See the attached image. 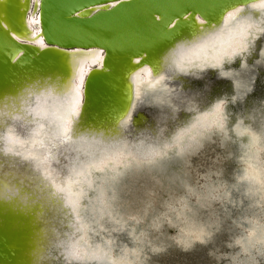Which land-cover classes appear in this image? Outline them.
<instances>
[{
    "label": "clouds",
    "instance_id": "obj_1",
    "mask_svg": "<svg viewBox=\"0 0 264 264\" xmlns=\"http://www.w3.org/2000/svg\"><path fill=\"white\" fill-rule=\"evenodd\" d=\"M258 41L264 0H243L175 40L140 70L149 80L133 73L130 100L103 122L82 118L78 79L0 115V206L31 217V264H152L197 248L214 264H264V98L249 101ZM210 72L233 91L185 87Z\"/></svg>",
    "mask_w": 264,
    "mask_h": 264
},
{
    "label": "water",
    "instance_id": "obj_2",
    "mask_svg": "<svg viewBox=\"0 0 264 264\" xmlns=\"http://www.w3.org/2000/svg\"><path fill=\"white\" fill-rule=\"evenodd\" d=\"M11 1L12 8L14 5L23 9L27 7L28 0H1L0 9L5 10ZM217 1L221 7L225 5L221 2L227 0H115V3L106 7L102 4L110 2L109 0H37L35 14L39 16L38 36L40 35L46 47L33 55L36 46L17 39L12 32L4 29L3 24L0 25V84L6 83L12 76L24 75L28 78L27 68L34 71L45 67L56 70V67L52 69L51 64L58 62L62 53L56 47L67 51L100 45L104 49L103 53L105 52L103 69H96L94 66L95 70L85 76L83 82L86 112L98 117L102 105L108 100L103 97L119 94L120 87L124 86L117 71V62H120L116 58L119 52H138L150 48L158 33L166 31L168 23L193 9H198L202 15L212 13L218 6L214 7ZM99 4L101 6L93 11L84 12ZM202 5L208 6L204 8ZM4 15L9 20L8 26L17 30L14 16L9 12ZM183 22L186 23V20L183 19ZM20 29L18 32L25 31ZM59 65L61 66V61ZM209 76L214 78L216 74L210 72ZM218 81L225 83L229 80ZM202 83L204 80H200L196 88L203 87ZM126 89L128 92L127 86ZM216 91L211 90L209 97ZM6 228L14 234L15 228H10L7 215L0 217V264H31L30 250L27 254L19 253L14 236L6 232Z\"/></svg>",
    "mask_w": 264,
    "mask_h": 264
},
{
    "label": "bare ground",
    "instance_id": "obj_3",
    "mask_svg": "<svg viewBox=\"0 0 264 264\" xmlns=\"http://www.w3.org/2000/svg\"><path fill=\"white\" fill-rule=\"evenodd\" d=\"M32 1L34 2V4H32ZM109 1L110 2H106L102 5H105L106 7L109 6L111 3H115V0H109ZM241 2H243V0H227L224 3L221 2V4H225V5L219 7L217 1L214 3V7L216 5L218 6H216L213 9L212 13L208 12L206 15H202L198 9L189 10L186 13H184L182 17L176 18L170 23H168L167 25L170 26L166 27V31L163 30L160 33H158V35L156 36V40L153 41V43L149 46L150 48L143 49L138 52L125 51L122 54H120L119 52L120 55L118 54L119 56L117 55L116 58L120 62V63L117 62V71L120 73L119 75L121 77V80L124 82L123 85L125 87L124 86L120 87L119 94H113L109 97L105 95L106 97L105 96L103 97L105 100L106 99L108 100L105 104L102 105L98 117L97 115H93V114L88 115V112H86L84 106L85 105V101H84L83 114H82V118L84 119V121L93 122V123L103 122L113 113L114 110L117 111L118 109L123 108L130 100V95H131V87L127 79V73L129 71L135 73L137 86L149 80L151 73L148 72L142 74L140 70L144 69L145 66L152 67L157 65L159 63L162 54L175 42V40L180 39L181 37L184 36H188L191 33L202 32L207 30L208 28L214 27L224 11L229 10L232 6L240 5ZM12 3L13 1L10 2V4L5 8V10L0 9V25L3 24L4 29H7L8 31L12 32V34H14V36L17 39H23L27 41L28 44L36 46V52L33 53L34 55L38 53V50H41L44 47H46L44 46L45 44L42 41L40 35L38 36L39 16L35 14L38 5L37 0H28L26 9H23L22 7H18L15 5L13 6L14 8H12L11 6ZM34 6H35V10H34ZM98 6H101V4L92 6L87 10H84V12L86 13L87 11L89 13L94 9H96ZM207 6L202 5V7L204 8H206ZM6 12H9L14 16L17 22L16 23L17 30H15L13 27L8 26L7 23L9 22V20L6 19L4 15ZM183 19L186 20V23L183 22ZM19 27L23 28V30L25 31L18 32V30L19 31L21 30ZM262 43H264V41L257 42V50L259 49ZM56 49L62 52L59 58L60 60L58 62L54 61L51 64L52 69L56 67V70H51L48 67L47 68L45 67L43 68L45 70L38 69L34 71L30 68H27V71L29 72L28 78L24 75L12 76L9 78V80L6 83L0 84V115H3L4 113L8 112L10 109H15L19 105L20 101L24 98V96L30 91H33L41 87H46L48 85H53L57 88L66 87L69 83L72 74V64L70 63L72 60L79 59L80 66L76 69L75 82L78 79L79 82L81 83L82 89H84L83 88L84 77L82 81V76L83 73L86 72L88 68H93L94 66H96L95 67L96 69H103L102 67H103L105 52L103 53L104 49L100 45H93L85 48H74L67 51H64L63 49H59L58 47H56ZM78 50L94 51L96 53V56H93L87 59V61H85L84 58L82 57L76 58L70 55L71 53L76 52ZM110 56L112 57V54ZM60 61H61V66L59 65ZM93 61H97V63L93 65ZM115 62L116 60L114 61V63ZM249 62L251 63V60ZM30 63H33V61H30ZM114 63L112 65H114ZM234 67H239V61L236 62ZM106 68L107 67H104V69ZM199 82L200 80H192L190 82L186 81L185 87L196 88ZM229 83H230V87L228 88L225 87V89L222 87L223 90L220 89L219 92L216 91V93L211 94L209 99H213L216 96L222 95L225 92L231 93L233 91V84L231 81ZM203 85L204 84L202 83V86ZM126 86L128 88V92ZM257 87H259V85ZM217 88L216 90H218ZM262 94L263 95L260 98H264V90ZM107 103L109 104V106ZM73 104H75V99H73ZM107 112L108 114L106 115ZM141 116H143L145 119H151L148 116L147 112H140L135 119L137 120L138 123L141 124H142V121L140 119ZM21 199L24 203L27 202V196H24ZM0 213L2 214L1 216L7 215L8 219L10 220V228L11 229L15 228L14 234L10 233L7 228H6V232H9L10 235L14 236V241L16 243V247L19 249L18 250L19 253L27 254V251L30 250L29 251L30 254L33 248L32 245H34V226L31 222V217L22 214H16L10 210L5 211L3 206H0Z\"/></svg>",
    "mask_w": 264,
    "mask_h": 264
},
{
    "label": "rangeland",
    "instance_id": "obj_4",
    "mask_svg": "<svg viewBox=\"0 0 264 264\" xmlns=\"http://www.w3.org/2000/svg\"><path fill=\"white\" fill-rule=\"evenodd\" d=\"M263 74H264V69L261 70L260 75L258 76V78L255 81V90L250 95L251 97L249 98V101H251L252 98L253 99L260 98L263 95L262 94L263 93V90H264L263 89L264 88V86H263L264 85V80H263V78H264L263 76L264 75ZM214 78L208 75V77L206 78V80H204V83L203 84H205L206 82H209L210 81L211 82V90L214 91V92H215V89L217 87H218L217 88L218 89L217 92H219L220 89L223 90V88L225 89V87L226 88L229 87V85H230L229 82L230 81H228L226 83H223L222 82L223 84H225V85H223L222 83L220 84V82L218 81V79H216V77H214ZM258 85H259V87H257ZM201 88H203V87H201ZM256 88H257V90H256ZM258 93H260V94H258ZM223 250L224 251H227V249H223ZM207 251H208L207 249H203V248H197L195 251H191V252H183V251H181L179 249H171L166 254L154 258L152 264H214V262L209 259L208 255H207Z\"/></svg>",
    "mask_w": 264,
    "mask_h": 264
},
{
    "label": "snow or ice",
    "instance_id": "obj_5",
    "mask_svg": "<svg viewBox=\"0 0 264 264\" xmlns=\"http://www.w3.org/2000/svg\"><path fill=\"white\" fill-rule=\"evenodd\" d=\"M166 26H170V25H166ZM70 55L72 57H76V58L82 57V58H84L85 61H87V59H89V58H91L93 56H96V53L94 51H79L78 50L76 52L71 53ZM70 63L72 64V74H71V78L69 80L68 85L74 84L75 78H76V69L80 66L79 65V59L72 60ZM96 63H97V61H93V65H95ZM94 70H95L94 67L93 68H88L87 71L83 73L82 81H83V77L89 75ZM127 79L129 81L130 87H131L132 79H133V72L129 71L127 73ZM78 96H79V89L77 88L76 89V97H78ZM75 104L78 106V104H79V100L78 99H75Z\"/></svg>",
    "mask_w": 264,
    "mask_h": 264
}]
</instances>
